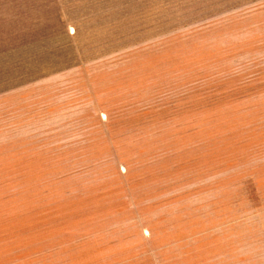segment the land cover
<instances>
[{
	"label": "rangeland",
	"instance_id": "374dc122",
	"mask_svg": "<svg viewBox=\"0 0 264 264\" xmlns=\"http://www.w3.org/2000/svg\"><path fill=\"white\" fill-rule=\"evenodd\" d=\"M140 1L0 58V264H264V5Z\"/></svg>",
	"mask_w": 264,
	"mask_h": 264
},
{
	"label": "crops",
	"instance_id": "0c3cea01",
	"mask_svg": "<svg viewBox=\"0 0 264 264\" xmlns=\"http://www.w3.org/2000/svg\"><path fill=\"white\" fill-rule=\"evenodd\" d=\"M136 1L0 0V58L27 57L31 42L61 41L70 28L80 24L79 12L137 9ZM217 1V7L228 11L264 5V0Z\"/></svg>",
	"mask_w": 264,
	"mask_h": 264
}]
</instances>
